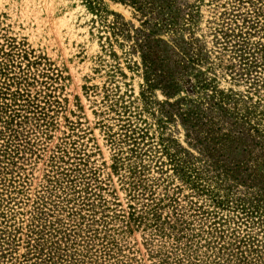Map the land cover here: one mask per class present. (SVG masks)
Listing matches in <instances>:
<instances>
[{
	"label": "rangeland",
	"instance_id": "374dc122",
	"mask_svg": "<svg viewBox=\"0 0 264 264\" xmlns=\"http://www.w3.org/2000/svg\"><path fill=\"white\" fill-rule=\"evenodd\" d=\"M139 1L0 0V264H264L183 119L264 132V0Z\"/></svg>",
	"mask_w": 264,
	"mask_h": 264
},
{
	"label": "trees",
	"instance_id": "16d2710c",
	"mask_svg": "<svg viewBox=\"0 0 264 264\" xmlns=\"http://www.w3.org/2000/svg\"><path fill=\"white\" fill-rule=\"evenodd\" d=\"M131 1L135 5H139L141 2L139 0ZM141 4L138 7L143 9ZM144 60L150 86L162 84L168 95L178 91V81L175 78L158 73L162 64H159V53L157 50L147 45ZM151 80L154 81V84H151ZM174 105L170 103V106L173 107ZM183 119L190 130L189 136L198 140V143H201V129H205L206 137L211 143L209 148V156L213 159L211 165L218 172L217 175L222 177V183L229 185L227 189L230 190L231 186L241 184L247 190H251V196L240 199L239 202L243 203L238 206H241L244 212L249 211L250 213L258 214L264 221V132L261 133L254 126L251 127L248 131L250 144L240 147L243 156L239 157L236 153L232 154L239 148L237 144L234 147V143L237 141L235 136L240 138L244 131H238V135H236L234 133L237 131H222V128L212 129V125H209L208 122L198 124V121H195L189 115L184 116ZM253 130L256 132V136L251 134ZM212 133L213 136L211 135Z\"/></svg>",
	"mask_w": 264,
	"mask_h": 264
}]
</instances>
